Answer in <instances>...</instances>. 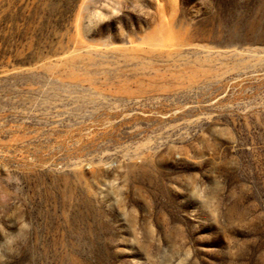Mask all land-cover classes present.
<instances>
[{"label":"rangeland","instance_id":"1","mask_svg":"<svg viewBox=\"0 0 264 264\" xmlns=\"http://www.w3.org/2000/svg\"><path fill=\"white\" fill-rule=\"evenodd\" d=\"M0 264H264V0H0Z\"/></svg>","mask_w":264,"mask_h":264}]
</instances>
